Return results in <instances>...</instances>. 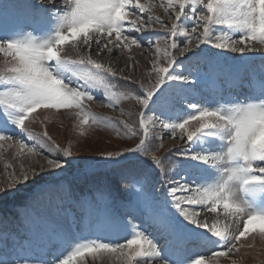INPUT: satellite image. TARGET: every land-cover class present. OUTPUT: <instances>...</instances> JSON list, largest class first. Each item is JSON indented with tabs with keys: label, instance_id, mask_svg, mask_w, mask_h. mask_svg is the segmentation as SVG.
Instances as JSON below:
<instances>
[{
	"label": "snow or ice",
	"instance_id": "obj_1",
	"mask_svg": "<svg viewBox=\"0 0 264 264\" xmlns=\"http://www.w3.org/2000/svg\"><path fill=\"white\" fill-rule=\"evenodd\" d=\"M43 3L52 7L36 10L37 23H47V30L39 34L36 30L0 31V55L5 57L0 68V158L13 150L21 161L19 172L16 165L5 163L7 179L0 182V210L5 215L0 216V224L7 222L10 210L16 218L38 224L39 208L53 199L66 217L73 205L81 208L82 215L67 230L48 225L40 255H25V246L19 245L12 254L7 249L0 252V264H96L98 254L104 253L114 257L113 264H204L203 255L199 259L185 256L187 245L194 242L211 245L208 256L213 261L222 257L238 264L241 249L253 247L245 241L254 239V234L264 238V74L247 84L252 94L243 100L221 98L214 104H198L187 96L199 84L195 65L205 62L215 68L226 52L243 56L258 51L257 45L264 47V0ZM7 7L0 4V10ZM157 26L164 35L156 34ZM65 44H71L75 56L68 54ZM134 48L150 57L143 62L142 77ZM122 56L121 63H113ZM94 57H105L107 63ZM113 79L128 81L132 94H118ZM240 83L244 85L243 80ZM97 90L103 92L99 100ZM122 100L139 107L135 124L122 120L123 132L116 134L136 137L137 143L125 151L101 153L105 165L120 170L125 179L130 174L139 177L133 185L139 187L129 194L125 214L120 215L111 210L118 192L107 190L106 206L97 209L89 197H74L70 186L62 182L73 164L65 158L73 153L49 134L48 116L40 121L39 134L29 125L37 122L33 114L45 109L70 114L78 129L102 123L111 127L90 111V105L99 102L115 110ZM163 130L169 139L200 147L179 153L185 159L169 169L168 157L157 155L164 148L159 135ZM216 141L221 147L212 150L210 145ZM46 153L56 155L50 158ZM25 157L33 158V163L25 166ZM209 169L218 176L202 178ZM158 184L166 193L164 204L159 203ZM21 192H27L25 202L14 204ZM168 209L175 213L169 214ZM201 212L215 215L209 222L197 218ZM137 213L147 217L156 234L134 223ZM73 225L90 233L125 229L127 233L122 240L101 235L72 240ZM64 243L69 244L67 252L54 259L42 258L50 245Z\"/></svg>",
	"mask_w": 264,
	"mask_h": 264
},
{
	"label": "rangeland",
	"instance_id": "obj_2",
	"mask_svg": "<svg viewBox=\"0 0 264 264\" xmlns=\"http://www.w3.org/2000/svg\"><path fill=\"white\" fill-rule=\"evenodd\" d=\"M12 1V2H11ZM15 1V3H14ZM1 4H7V10H0V18L2 19V23L0 22V31H12V30H23L21 27H17L15 24V14H19L22 11L20 10L21 0H0ZM14 5H18L15 7ZM58 4L57 6H59ZM25 6H23V11ZM18 9V10H17ZM159 14L162 15L161 9H156ZM9 13V14H8ZM4 24V26H3ZM31 26V25H30ZM158 27V26H157ZM159 29V28H158ZM36 30V34H39L40 31L46 30L42 26L34 27L32 30ZM162 34L164 31L159 29ZM238 36L239 34H235ZM64 47L68 50V54L71 56H75V53L71 50V44H65ZM202 47H205L202 45ZM258 47V51L256 52H246L241 56L239 53L226 52L220 58L219 64L215 68H211L207 63L200 62L198 65H195V69L198 70L199 73V84L196 89L188 94H192L194 97H198L200 99H206L208 104H213L212 101H208L207 93L209 91V87L212 86L216 80L220 76H224L225 74L239 75L242 72H245L247 68H251L255 65H264V47ZM135 51V50H134ZM133 51V52H134ZM134 52L136 57L141 61V66L138 68V73L140 77L143 76L144 68L143 62L146 59H149L148 53L143 52L141 50H136ZM238 54V55H236ZM96 59H101L107 63V58L105 57H94ZM5 57L0 55V68L4 66ZM189 66H185L188 68ZM175 71H183L184 69H176ZM135 78V77H134ZM111 83L114 86V90L117 91L118 94L122 95H130L131 91L128 89V81L124 80H111ZM200 87V89L198 88ZM198 90V91H197ZM200 90V91H199ZM205 93V94H204ZM97 98L100 99L103 96L102 90L96 91ZM246 96V95H244ZM242 97L241 99H244ZM113 103H115L113 101ZM138 105L135 104L134 101L130 100H122L119 104L116 105L115 110L113 108L108 107L107 104H100L93 102L90 105V111L95 114L98 118H100L105 123L111 124V127H105L103 123L94 128L85 127L84 129H78L75 127L73 123V118L70 114L66 113L64 116L57 114H53L50 110L39 109L35 115L37 117V122L34 124H30L29 127L31 130L37 134H39L43 130V125L40 123L44 119V116H48L49 120L47 123V128L49 134L53 136V138L63 147V148H71L73 153L72 157H66L65 159L73 160V164L69 172L65 173L62 180H65V184L70 186L73 196L79 198L81 196H87L92 200L95 208L103 209L106 206V202L104 199V193L107 190H111L113 192H118L119 195L117 197V203L111 206V210L120 215L125 214V208L123 205H119L123 200L127 203L129 199V194L134 193L139 187L138 184L134 185V181L139 179V177L135 174L128 175L127 179L121 175L120 170L114 169L110 166H106L101 158V153H106L110 151H125L129 148H134L137 143V138H121L116 134L117 131L123 132V127L121 124L122 120L128 121L129 124H135L136 113L138 110ZM120 109H123V115H121ZM129 113L132 116H129ZM26 123H28L26 121ZM195 123V122H192ZM81 131L84 132V135H81ZM159 135L164 138V148L160 150L157 155L164 157H168L167 167L169 169H174L177 161H182L185 157L179 155V153L184 151H195L192 145H188L186 141H178L169 139V134L167 130H163L159 132ZM49 157H53L56 153H46ZM20 159L15 158V152L13 150H9L5 153V155L0 158V182H4L7 179V172L5 171V163H12L17 166V172H19V163ZM25 166L33 163V158L25 157L23 159ZM138 171H148L151 172L150 169L140 168ZM178 171V169L176 170ZM169 175H174L175 171H169ZM152 176H155V173H152ZM127 184L128 187H124ZM22 189L24 185L20 186ZM157 190L159 192V203L164 204L166 200V193L164 189L157 185ZM27 198V192H21V194L14 201V204H23ZM125 203V204H126ZM9 209L13 208V204H10ZM42 208H39L41 211ZM169 214H174L175 209H168ZM212 214V213H211ZM5 215L3 210H0V216ZM215 215V214H212ZM8 220L4 224H0V228L3 231L0 233L4 234L2 239H6L7 231L10 226L15 224H22L23 228L27 230H32V228H39L38 224L30 225L26 221H22L15 217L14 213L10 210L7 213ZM45 218L42 217V221ZM41 221V222H42ZM143 221L144 223H141ZM136 225H139L140 228L148 233L156 234V229L147 221V217L142 213H137L136 219L134 221ZM218 225V227H221ZM47 227V225H46ZM75 230L78 228L74 227ZM203 231V229H201ZM23 234L22 232H20ZM127 230H122L121 239H124ZM27 233L25 232V236ZM255 238L249 237L245 243H251L253 247L241 249L242 259L238 260V264H264V238H261L258 234H254ZM11 238H20L18 235L11 234ZM22 238V237H21ZM114 240V239H110ZM40 245V243H37ZM199 243H189L187 245V251L185 252L186 258H195L199 259L200 256H204V264H229L227 260L220 257L213 261L208 254L212 250V246L203 245L201 252L198 250ZM69 248V246H68ZM16 249V246H15ZM114 257L111 254L104 253L98 254V258L96 264H113ZM79 264V261H77ZM116 264H119L117 261Z\"/></svg>",
	"mask_w": 264,
	"mask_h": 264
},
{
	"label": "bare ground",
	"instance_id": "obj_3",
	"mask_svg": "<svg viewBox=\"0 0 264 264\" xmlns=\"http://www.w3.org/2000/svg\"><path fill=\"white\" fill-rule=\"evenodd\" d=\"M58 4H60V3H58ZM57 4V5H58ZM45 6H46V4H45ZM58 7H60V8H63V7H65V5H63V4H60ZM46 8H50V6H46ZM136 50H138V49H136ZM134 51V52H137V51ZM236 55H238V54H236ZM125 59V57H120L119 58V60H113V63L114 64H118V63H121L123 60ZM205 147H209L208 145H205ZM210 147H211V149L212 150H216V149H218V148H220L221 147V143H220V141H216L215 143H213L212 145H210ZM194 150H197V148H194ZM209 172H213L212 170H209ZM199 182V181H198ZM45 204H49V205H53V206H55L56 208H58V209H61V207H59L58 206V204H57V201L55 200V199H53L50 203L49 202H45L43 205H41V207L40 208H46V205ZM49 207V206H48ZM62 210V209H61ZM72 209H70V211H71ZM213 216L214 215H212L211 213H207V212H201L200 213V216L199 217H197L198 219H208L209 220V222H211L212 221V218H213ZM47 224H49L48 222H47V220L46 219H44L42 222H40V226L42 227V228H44V229H46L47 227H46V225ZM63 221L61 220V219H56V221L53 223V224H50L51 226H54V227H63ZM33 245H37V239H36V241H35V243L33 244Z\"/></svg>",
	"mask_w": 264,
	"mask_h": 264
}]
</instances>
